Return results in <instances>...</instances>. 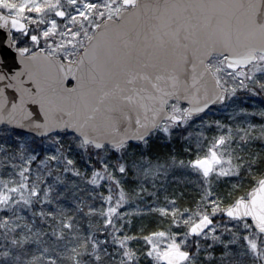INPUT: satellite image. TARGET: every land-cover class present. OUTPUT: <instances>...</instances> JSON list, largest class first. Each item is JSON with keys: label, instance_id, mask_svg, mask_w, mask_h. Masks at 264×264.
<instances>
[{"label": "snow or ice", "instance_id": "snow-or-ice-1", "mask_svg": "<svg viewBox=\"0 0 264 264\" xmlns=\"http://www.w3.org/2000/svg\"><path fill=\"white\" fill-rule=\"evenodd\" d=\"M0 28L15 29L31 45L19 46L9 36L17 45L18 70L0 58V126L26 129L58 145L35 172L38 155L24 144L3 156L12 172L0 180V236L8 242L0 264H264V148L252 150L264 141V127L256 135L255 125L233 131L215 121L227 133L214 136L188 164L174 155L153 161L144 152L128 159L131 142L148 146L160 132L171 137L238 89H264V78L256 76L264 73V0H0ZM69 75L76 80L71 89L65 87ZM257 114L264 117V111ZM61 133L88 154L83 171L64 152ZM178 169L195 173V211L181 210L176 196H165L164 207L156 204L170 177L191 182L174 175ZM55 170L92 186L75 208L57 203L56 211H45L55 189L45 175ZM233 177H247L255 186L239 197L213 187ZM55 180L64 183L59 175ZM126 183L136 188L127 193ZM88 197L104 203L97 207ZM134 199L143 206L119 211ZM24 208L32 220L20 214ZM152 214L167 219L169 228L132 231L133 217ZM37 215L47 230L37 226ZM97 215L103 226L84 234L80 221ZM87 224L91 229V219ZM141 239L143 246L135 247L132 242ZM241 240L242 251H234Z\"/></svg>", "mask_w": 264, "mask_h": 264}, {"label": "rangeland", "instance_id": "rangeland-1", "mask_svg": "<svg viewBox=\"0 0 264 264\" xmlns=\"http://www.w3.org/2000/svg\"><path fill=\"white\" fill-rule=\"evenodd\" d=\"M17 2H20V0H17ZM2 11H3V14L5 15L7 14V10H2ZM26 15H29V14L26 13ZM31 15L34 16L35 14H31ZM57 19L59 21V18ZM24 23L29 24L30 31L35 29L36 27L35 24H31L28 21H24ZM43 27L44 25H41V28ZM13 37L17 38L19 46H30L31 47L30 42L27 41V38L21 36L20 33L13 34ZM33 50L35 51L37 49L33 48ZM221 75H224V74L221 73ZM256 76L258 79L264 78V73L257 72ZM225 78L228 79L227 77ZM231 86L232 85L230 82L228 85L229 89L231 88ZM250 87L252 86L250 85ZM261 111H264V89H260L258 84L255 85L254 92L244 90V89H238L236 95L230 96L224 105L211 108L207 112L200 115V118H197L196 120L191 122L189 126L187 127H181L179 130H175V129L173 130V134L175 133L183 134V139L181 141L183 150H181V152L179 153L178 159H183L185 163L188 164L189 161L197 158L198 155L202 156L207 151V147L211 139L214 136H218L222 133H227L228 127L217 128L214 123L215 121H219L220 124L224 126H231L233 131H235L237 127L247 128L250 124L255 125L256 126L254 130L255 134L260 135L261 128L264 127V117H261L258 114L252 115V113H259ZM209 125H211V127H209ZM201 133H203V136L200 135ZM30 137L31 136L23 135V134H19V136L16 137L9 133L0 132V150H2L0 151V156L1 154H5L6 152H10L12 150L15 151V149L13 148H16L18 144H24L25 147H27L28 149L35 150L38 156H39V153H42L43 157H41L40 160L45 159L46 156L50 154L56 153V148L58 145L54 139H50L49 137L45 139H40V140H44L43 143L40 144L38 148H33L31 147ZM154 137H158L159 139H162L163 141L170 138L163 132L153 134L150 140ZM61 141L64 145V149H63L64 152L70 155L72 158H74L77 162V159H80L78 155H81L80 148L77 146V144H74L72 140L66 139L64 137H61ZM69 148L71 149V151H69ZM188 148H191L192 151H188L187 150ZM262 148H264V141L257 140L255 142V145L252 147V150L256 151ZM141 152H144L150 155L153 161L159 160L161 163L165 162L172 156L170 155L169 157L159 158L157 156H154L151 152H149V145L148 146H143V145L137 146L136 143H133V147L129 149L128 159L131 160L133 156H135L136 158H139V155ZM115 158L116 157H113V162L115 161ZM50 163L54 164L55 162H50ZM38 165L39 163L33 164V172H35L34 166H38ZM76 166L80 168L82 171L87 167L85 162L84 163L77 162ZM40 167L43 170V166L40 165ZM61 173L63 176L73 175L74 179H78L79 182H82V185H85L86 187H88L89 191L91 190V187H92L91 185L86 184L81 178L76 177L73 173L71 172L63 173L62 171ZM173 174L176 176H181V177L187 175L191 178V182H189L187 185H184L182 182L178 183L177 181H173L170 177L166 189L165 188L160 189L159 199L156 200V204L161 207H164L168 205V201L165 199V196H169V197L176 196L177 201H178V206L181 208V210L190 207L192 208L193 211H195L197 200L199 198V193H200V189L198 187V184L196 183L195 173L189 169H185V170L178 169ZM238 183L242 185V187H233V185H236ZM245 184L249 186V181L247 177H244L243 179L233 177L231 178L230 181L222 182L220 186H217L214 184L213 187L216 188V190L219 191L221 194H223L224 192H231L233 197H239V196L246 195L249 191H251V188L255 186V185H251L249 186L248 190H245L244 188ZM0 187H1V190H3L2 184H0ZM135 188H136L135 183L125 184V191L127 193H131ZM188 189L194 190L197 196L195 203L191 206L183 205L182 204L183 200H181L182 197L178 195L179 192L184 191V190L186 191ZM100 191H103L104 195L107 196L108 192L106 188H102L100 189ZM116 198H118V196L116 193H114V200ZM96 199H97L96 202L93 203L95 206L99 207L102 203H104V201L100 197H97ZM149 199L151 200L152 198L149 197ZM136 204H140L141 206H143V201L134 199L131 204L126 205L124 208L120 209L119 211H125L131 208H134ZM106 208L107 206L105 205V212H106ZM20 214L27 218L28 216H31L30 210L27 208H24ZM88 219H91L92 221L91 229H89L88 224H87ZM133 219L135 223H134L132 231L134 232H139V229L141 228V226L145 225L144 224L145 221H150V220L157 222V224H155V226L152 227V230L147 231V233L143 229L144 230L143 234H148L151 231L167 230L169 228L167 219L162 220L161 217L157 214L146 216L143 219H140L138 217H133ZM214 219L217 223L221 222V217L219 214ZM85 221H86V228H85L86 234L89 233L90 231H97L98 228L103 226V218L98 215L93 216L91 218L86 217ZM45 230H47V228H45ZM172 230L173 231H176V230L183 231V228L176 229L175 227H173ZM2 239L3 237L0 236V251H3L4 249ZM132 243L135 247H142L144 242L141 239L139 243L135 241H133ZM242 243L243 241L241 240L238 244L233 245L232 246L233 250L236 252L242 251V248L240 247V244ZM164 246L165 245L161 243V248H163ZM219 247L220 246H217V249H216L217 256L219 255ZM36 251L37 250H35V252ZM243 259L247 261L248 258L245 257ZM144 264H148V262L144 261ZM159 264H165V262L160 261Z\"/></svg>", "mask_w": 264, "mask_h": 264}, {"label": "trees", "instance_id": "trees-1", "mask_svg": "<svg viewBox=\"0 0 264 264\" xmlns=\"http://www.w3.org/2000/svg\"><path fill=\"white\" fill-rule=\"evenodd\" d=\"M0 132L1 133H9L12 134L13 136H19V133H15L7 128H0ZM61 137H64L66 139L72 140V142L74 144H77L75 138L73 136L69 135H65L64 133H61ZM31 139V147L33 148H38V146L40 144L43 143L44 140H39V139H35L33 137H30ZM182 139H183V134H179V133H175L173 134L170 138H168L167 140L163 141L162 139H159L158 137H154L150 140V144H149V152H151L154 156H157L159 158H165V157H169L170 155H174L178 158L179 153L181 152V150H183L182 147ZM16 149V148H13ZM81 151V150H80ZM14 150L10 151V152H6L5 154H11L13 153ZM5 154H1L0 156V180L3 179H7L10 175V173L12 172V170L7 166V161L3 159V156ZM80 159H77L78 163H84L87 159H88V154L84 153L81 151V155H78ZM41 157H43L42 153H39L38 156V160L35 161L34 163H39ZM33 163V164H34ZM37 166H34V169H36ZM43 171V170H42ZM59 175L61 176V178L64 180L63 184L57 183L55 180V177ZM45 179L47 181V183H52L55 185V189L53 192V199L54 202L52 204L46 205L45 206V211L48 210H52V211H56V204L59 203L61 205H64L67 208H75L76 206V201L78 200V198L82 195L86 196L87 195V191L88 187H86L85 185H82V182H79L78 179H74L73 175H66L63 176L60 170H55L54 174L52 177H47L45 175ZM46 185H42V187H45ZM250 186V185H249ZM248 185H244L245 190L249 189ZM80 189H86L85 192H81ZM1 190V187H0ZM184 196H182L183 200V205L185 206H191L195 203L197 196L194 190H184ZM243 192V191H242ZM240 194V193H239ZM97 199H95L94 201L88 197L87 199V203H95ZM33 210H35L37 213L40 210V205L39 204H35L33 206ZM31 216H28L29 220L33 219L32 216V211L30 210ZM71 214V213H69ZM36 221H37V226L38 227H43V228H47V225H42L40 224V217L37 215L35 217ZM86 217L80 221L83 228V233L86 234L85 232V228H86V221H85ZM164 222V221H162ZM144 230L147 233V231L152 230V227L155 226V224H157V222L150 220V221H145L144 223ZM3 241V245H5L6 243H8L7 241H5L4 239H2ZM31 252L35 253V250H37L35 245H28L27 246Z\"/></svg>", "mask_w": 264, "mask_h": 264}, {"label": "water", "instance_id": "water-1", "mask_svg": "<svg viewBox=\"0 0 264 264\" xmlns=\"http://www.w3.org/2000/svg\"><path fill=\"white\" fill-rule=\"evenodd\" d=\"M9 28H10V25H9ZM17 33L18 32L15 29H11V33H10L9 29L0 28V58L5 59L7 61V63H8V65L13 67V70H18L19 67H20V64H19V60L17 58L18 57V53L15 50L17 45H11L9 36L10 35L12 36L13 34H17ZM190 82L191 81L189 80V83ZM75 86H76V80L71 75H69L66 78V80H65V87L68 88V89H71V88H73ZM224 103L211 105L210 108H212L214 106H221ZM181 105L186 108L188 106L187 101H182ZM208 110H206V111H208ZM1 127H5L7 129H10V130H12V131H14L16 133H21V134H24V135L32 136V137H34L36 139H44V138L47 137V136H41V135H39V134H37L35 132H31V131H28L26 129H22V128H19V127H10V126H7V125H2V126H0V128ZM131 143H136V142L133 141Z\"/></svg>", "mask_w": 264, "mask_h": 264}]
</instances>
